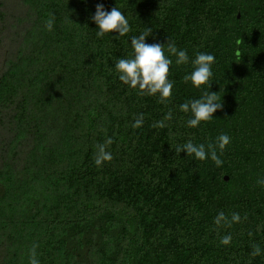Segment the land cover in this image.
I'll list each match as a JSON object with an SVG mask.
<instances>
[{
	"label": "trees",
	"instance_id": "trees-1",
	"mask_svg": "<svg viewBox=\"0 0 264 264\" xmlns=\"http://www.w3.org/2000/svg\"><path fill=\"white\" fill-rule=\"evenodd\" d=\"M98 2L119 6L127 35L96 37ZM149 28L147 43L211 53V89L174 56L166 101L120 82L113 62ZM210 90L222 110L186 127L179 104ZM221 133L220 165L174 151ZM97 144L112 156L100 167ZM260 181L264 0H0V264H29L33 245L39 264H264Z\"/></svg>",
	"mask_w": 264,
	"mask_h": 264
},
{
	"label": "clouds",
	"instance_id": "clouds-1",
	"mask_svg": "<svg viewBox=\"0 0 264 264\" xmlns=\"http://www.w3.org/2000/svg\"><path fill=\"white\" fill-rule=\"evenodd\" d=\"M86 2V0H85ZM54 16H49L44 21L46 30L51 31L54 23ZM89 19L96 25L95 35L97 38H102L105 34L115 33L113 38H119L127 35L130 32V25L127 18L116 4L110 10L105 9L103 2L95 4V11ZM152 37L155 41V36L152 30L144 29L138 35L129 37L131 53L126 58H117L113 62V68L120 82L127 85L130 89H135L138 95L156 96L158 94L160 101H166L172 95L173 81L168 78L169 66L173 64L170 58L175 57L176 65H185L190 62L191 71L186 72L183 76L185 82H190L193 87L199 88L201 85L208 84L212 77V65L215 62V57L211 53L196 52L194 58L190 60L185 49H178L175 43L167 41L165 43L153 42L147 43L146 38ZM221 92L204 91L198 99H190L179 104V110L184 113H190L189 118L185 121V126L196 128L202 121L206 122L214 119L213 114L223 108V100L220 96ZM172 118L171 110L164 116V120ZM143 114H139L132 124L133 128H138L143 123ZM157 127H162V122H157ZM109 138L105 144H110ZM230 138L227 134L221 133L215 138L214 143L195 144L191 140L176 145L174 151L177 154L185 152L187 157L191 156L195 160L204 161L210 159L216 165H220L221 161L218 158L217 150L223 152L229 144ZM105 144H97L94 146L93 162L97 167L102 166L103 162L112 159L111 153L106 150ZM264 184V181H260ZM224 214L219 213L215 223L219 224L224 220ZM238 214H232L231 220L238 221ZM231 237L225 236L221 239V243H229ZM261 254V249L258 246L253 247L251 255L256 256ZM29 264H39L36 258L35 245L29 250Z\"/></svg>",
	"mask_w": 264,
	"mask_h": 264
}]
</instances>
